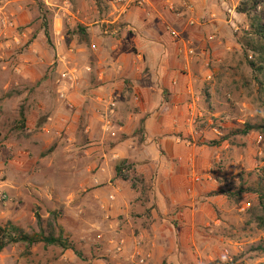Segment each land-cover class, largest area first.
<instances>
[{"label": "crops", "instance_id": "1", "mask_svg": "<svg viewBox=\"0 0 264 264\" xmlns=\"http://www.w3.org/2000/svg\"><path fill=\"white\" fill-rule=\"evenodd\" d=\"M93 4L97 19L90 16ZM111 5L108 16L105 0L76 7L78 34L68 51L56 48L54 59L49 58L72 80L54 81L52 76L54 85L40 87L44 104L54 92L67 107L30 117L28 130L43 132L45 142L54 138L67 143L63 150L72 156L73 184L88 191L87 209H97L106 219L109 250L115 243L122 264L136 259H145L144 264L223 263L230 259L232 242L224 236L223 216L211 200L221 195L204 191L201 178L208 160L197 161L198 149L184 146L179 137L192 134L193 127H185L190 118L210 114L200 109L201 100L213 96V87L203 90V82L236 52L231 31L224 33L233 23L234 7L227 0H147L144 8L128 10ZM31 21L30 0H0V51L4 44L30 40V31L22 28ZM36 45H29L14 69L29 85L35 82L29 70L34 64L44 66L50 57ZM3 56L11 54L1 52ZM19 97L32 96L24 92ZM112 100L115 114L108 115ZM142 120L145 139L139 146ZM125 164L131 173L153 180L147 199L133 188L131 178L117 176Z\"/></svg>", "mask_w": 264, "mask_h": 264}, {"label": "rangeland", "instance_id": "2", "mask_svg": "<svg viewBox=\"0 0 264 264\" xmlns=\"http://www.w3.org/2000/svg\"><path fill=\"white\" fill-rule=\"evenodd\" d=\"M242 1L227 0L230 7H234V14L231 15L233 25L229 24L230 30L224 28V33L231 31L236 52L226 56L224 66L203 82V90L205 86L213 87L210 91L213 96L206 99L208 102L202 99L200 103V109L210 114L190 118L185 127L192 126V134L179 137L184 146L198 149L197 161L205 157L208 160L206 176L202 173L205 177L201 181L202 186L206 184L204 191L211 194L215 190L235 193L240 183L251 185L257 180L258 171L264 172L263 135L251 132L244 137L222 140L228 137L229 131L241 128L244 123H261L264 120L263 88L234 42L238 27L246 21L236 13V7ZM87 2L30 0L32 21L22 28L30 31V40L15 46L4 44L0 51L7 56L11 54L10 58H0V222H11L28 236L40 240L31 247L26 243L7 247L0 253V264H122L123 261L115 243L111 244L113 250H109L112 237L109 236L110 228L106 229V219L97 213V209H87L90 206L85 200L88 191H83L79 184H73L75 171L69 164L72 156L63 150L67 143L57 142L54 138L45 142L41 136L43 132L38 129L29 132L26 122L30 117H45L47 111L67 107L57 100L54 92L48 99L44 98L47 102L44 104L40 87L43 83L54 85L55 78L59 77L57 63L49 61V58L54 57L56 48L64 52L70 49L72 33L78 26L76 7L87 5ZM105 2L108 16L113 10L112 0ZM95 4L94 11L89 12L92 18L97 19ZM35 42L38 52L45 50L50 57L41 64L44 66H32L29 73L35 82L29 85L14 69L21 63L20 57L28 54L29 45ZM258 81L264 83V75L258 76ZM24 92L32 96L30 100L19 97ZM111 131L115 128L112 127ZM7 144L15 147L9 149ZM193 157L196 160L195 155ZM83 161L86 166L87 161ZM78 175L76 173L75 177ZM241 199L236 203L235 198L228 200L223 195L211 198L223 216V234L228 237L227 241L232 242L227 247L230 259L226 258L223 263L264 264V251L258 250L264 249V227L251 220L248 222L251 211L257 210L258 200L249 193L241 194ZM37 215L42 220V230L37 226ZM49 218L54 224L52 232L47 227ZM209 223L211 227L215 226L211 220ZM49 237H54L59 243H51ZM134 264H140V260L136 259Z\"/></svg>", "mask_w": 264, "mask_h": 264}, {"label": "trees", "instance_id": "3", "mask_svg": "<svg viewBox=\"0 0 264 264\" xmlns=\"http://www.w3.org/2000/svg\"><path fill=\"white\" fill-rule=\"evenodd\" d=\"M236 13L245 17V24L238 27V31L235 33L234 42L240 47L243 54L245 64L252 70L256 76L257 83L263 88L264 83L258 81V76L264 75V0H244L236 7ZM79 29V28H78ZM78 34L77 31H73L72 37ZM72 40V39H71ZM251 54V55H249ZM143 123L142 120L139 125V145L144 142L143 134ZM220 130H223L219 128ZM251 132H257L264 136V120L261 123H244L241 128L229 131L228 137H224L223 141H228L230 138L235 136H247ZM129 170L127 176L122 174V169H117V176L125 179H130L134 189L138 190L143 198L147 199L152 190L153 180H146L144 177L137 176L135 173L130 172V165L125 164ZM257 180L251 185H245L240 183L236 188V192L233 193L230 190H221L213 192V195H223L228 200L235 198L236 203L241 202V194L249 193L254 195L258 200L257 210L251 211L250 220L259 227H264V172L258 171ZM131 174V177L129 176ZM242 182V181H241ZM258 212V213H257ZM51 218L53 216L50 215ZM37 226L42 230V220L39 215L36 216ZM47 227L52 232L54 224L51 219H48ZM52 236V235H51ZM51 243H59L54 237H49ZM40 242L38 238H33L25 234L20 229H17L12 225L11 222L2 224L0 222V253L9 246L16 245L19 243H26L28 247H31ZM264 251V249H258ZM215 264H223L215 262Z\"/></svg>", "mask_w": 264, "mask_h": 264}, {"label": "built area", "instance_id": "4", "mask_svg": "<svg viewBox=\"0 0 264 264\" xmlns=\"http://www.w3.org/2000/svg\"><path fill=\"white\" fill-rule=\"evenodd\" d=\"M112 3H114V5H119L123 10H128L132 7L144 8L147 3V0H112ZM191 25H193V23H191ZM10 27L11 28L13 27V23H10ZM19 35L21 36L22 39L26 38V34L23 32L19 33ZM171 35L174 38L178 37L177 34L174 32H172ZM16 43L19 44V42H16ZM59 80L63 82H70L72 79L68 73L63 72L59 75ZM61 98H64V96L61 95ZM108 108H109L108 115H114L115 114V100H112ZM106 123L109 126L110 120L107 121ZM121 169H122V174L127 176L129 173V170L124 166H122ZM144 263H145V259L140 260V264H144Z\"/></svg>", "mask_w": 264, "mask_h": 264}]
</instances>
